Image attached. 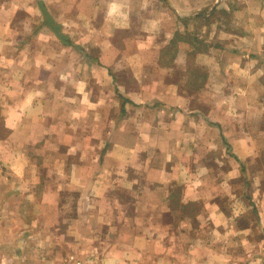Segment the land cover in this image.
Returning <instances> with one entry per match:
<instances>
[{
  "label": "crops",
  "instance_id": "crops-1",
  "mask_svg": "<svg viewBox=\"0 0 264 264\" xmlns=\"http://www.w3.org/2000/svg\"><path fill=\"white\" fill-rule=\"evenodd\" d=\"M0 165V264H264V0H0Z\"/></svg>",
  "mask_w": 264,
  "mask_h": 264
},
{
  "label": "rangeland",
  "instance_id": "rangeland-1",
  "mask_svg": "<svg viewBox=\"0 0 264 264\" xmlns=\"http://www.w3.org/2000/svg\"><path fill=\"white\" fill-rule=\"evenodd\" d=\"M227 146H228V143H227ZM227 150H228V148H227ZM217 156H218V159H220V155L219 154H217ZM226 170V172H228V169L226 168L225 169ZM238 170H240V172H241V169L240 168H238ZM223 172H224V169H214V173L216 174V176L217 177H220V176H222L223 175ZM248 175L250 176V174L248 173ZM236 180H240L239 179V176H238V178H236ZM239 185H236V184H231V185H228V183H226V184H219V185H216V187L217 188H221V191H222V193H223V196H222V198H224L223 200H222V203H223V205H225L226 207H228V206H230V207H232L233 209H237L240 205H241V203L243 202L245 205H246V202H244V201H242V200H240V199H238V197H233V199L231 200V199H229V197H228V193H226V192H230V191H239V189H240V183H238ZM239 187V188H238ZM224 193H226V194H224ZM237 193V192H236ZM224 195H226V196H224ZM248 203V202H247ZM234 218V217H233ZM236 218V220H238V227H241V222L243 221V219L240 217V216H237V217H235ZM241 218V219H240ZM251 219H252V221L254 222L255 220H256V217H254V216H251Z\"/></svg>",
  "mask_w": 264,
  "mask_h": 264
},
{
  "label": "built area",
  "instance_id": "built-area-1",
  "mask_svg": "<svg viewBox=\"0 0 264 264\" xmlns=\"http://www.w3.org/2000/svg\"><path fill=\"white\" fill-rule=\"evenodd\" d=\"M0 168H1V165H0ZM72 264H85V263L82 261H77L76 263H72Z\"/></svg>",
  "mask_w": 264,
  "mask_h": 264
},
{
  "label": "trees",
  "instance_id": "trees-1",
  "mask_svg": "<svg viewBox=\"0 0 264 264\" xmlns=\"http://www.w3.org/2000/svg\"><path fill=\"white\" fill-rule=\"evenodd\" d=\"M255 210H253V212H254ZM255 217V216H254ZM241 219V218H240Z\"/></svg>",
  "mask_w": 264,
  "mask_h": 264
}]
</instances>
